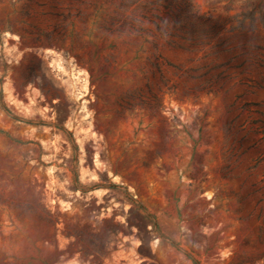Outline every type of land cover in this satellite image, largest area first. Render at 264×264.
Masks as SVG:
<instances>
[{"label":"rangeland","instance_id":"374dc122","mask_svg":"<svg viewBox=\"0 0 264 264\" xmlns=\"http://www.w3.org/2000/svg\"><path fill=\"white\" fill-rule=\"evenodd\" d=\"M0 264H264V0H0Z\"/></svg>","mask_w":264,"mask_h":264}]
</instances>
